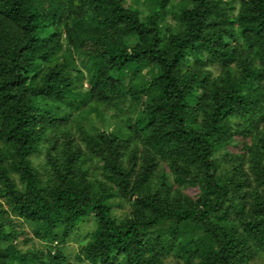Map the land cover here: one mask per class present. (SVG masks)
<instances>
[{
	"label": "trees",
	"instance_id": "trees-1",
	"mask_svg": "<svg viewBox=\"0 0 264 264\" xmlns=\"http://www.w3.org/2000/svg\"><path fill=\"white\" fill-rule=\"evenodd\" d=\"M261 256L264 0H0V264Z\"/></svg>",
	"mask_w": 264,
	"mask_h": 264
},
{
	"label": "rangeland",
	"instance_id": "rangeland-1",
	"mask_svg": "<svg viewBox=\"0 0 264 264\" xmlns=\"http://www.w3.org/2000/svg\"><path fill=\"white\" fill-rule=\"evenodd\" d=\"M136 6L140 9V11L142 12V17H144V18L146 16H148V14L151 11L150 7H148L147 4L138 3ZM122 108H123V110H122V112H120L118 114V116H121L122 118H125V116L127 118L128 117H134L135 112H133V109L130 106V101L129 100L124 105L122 104ZM110 114H111V112L108 113L107 116H106V118L108 119V123H107L106 127L109 128V129L112 127V124H113V121L109 119ZM117 119H119V118H117ZM92 121L94 123H96L98 126H103L104 125V123L101 122L100 120H98L96 117H94L92 119ZM34 164L37 167V169L39 170V172L41 174V178H42L44 173H45L43 161L40 160V159H35V163ZM43 179H45V177ZM186 192L190 193L191 195H194V196H196L198 194L197 189H187ZM119 201H120L119 199H116L115 202H114L116 204L114 212L117 215V217L125 218V217H127L129 215L130 207H129V205H124V206L121 207V205H120L121 203ZM19 228H21V227H19ZM84 228H85L86 232L93 230L92 224L86 225ZM25 238H26L25 236H22V238H21L24 250H26L27 248H31V245H32L31 242L30 243H25L24 242ZM69 247L71 248V252L72 253L76 254L78 252L79 245L77 243H75L74 241H72L71 244H69ZM168 264H174V263H168ZM253 264H264V257H262V256L259 257L257 260H255V262Z\"/></svg>",
	"mask_w": 264,
	"mask_h": 264
}]
</instances>
